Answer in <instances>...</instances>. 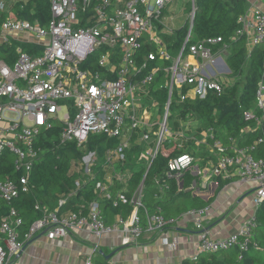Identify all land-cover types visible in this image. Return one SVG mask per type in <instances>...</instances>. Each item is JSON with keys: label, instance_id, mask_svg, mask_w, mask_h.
<instances>
[{"label": "built area", "instance_id": "built-area-1", "mask_svg": "<svg viewBox=\"0 0 264 264\" xmlns=\"http://www.w3.org/2000/svg\"><path fill=\"white\" fill-rule=\"evenodd\" d=\"M28 1L0 0V10L7 3L25 5ZM176 1L49 0L51 19L46 25L39 20L18 19L13 12L2 22L0 47L15 43L16 48L12 64L0 59V153L12 152L13 164L22 175L16 180H0V201L11 203L21 193L29 192V177L43 151L37 143L56 122L62 125V144L77 141L84 145L91 134H104L118 142L106 152L104 175L95 182L96 199L81 202L76 209L66 208L69 199L95 179L92 169L97 154L92 151L73 165V172L81 173L76 188L62 196L54 209L44 207V215L23 237V218L15 207L10 209L0 223V264H13L14 257L38 235L57 239L72 231L90 230L99 238L119 233L123 245L137 243L146 232L158 233L163 243L174 248L178 239L169 237L168 232L183 218L200 232V252L225 251L239 242L243 249L248 248L255 216L242 225L239 233L217 239L205 226L209 207L167 217L160 208L150 212L146 207L145 178L134 190L130 187L132 172L127 167V152L139 142L143 146L134 156V163L146 167L147 173L158 155L169 157L174 153L168 158L167 175L180 179L184 171L191 170L200 175V180L235 176L253 188L257 208L264 202V62L255 106L244 111L245 120L252 124L242 130L243 134L259 131L257 140L240 145L237 137H231L227 146L219 139L210 145L212 130L204 132L202 139L194 140L198 146L208 145L217 161L202 168L193 154L177 153L190 139L187 131L194 121H185L186 126L180 123L184 129L170 127L175 94L179 93L181 101L205 99L210 94H222L236 79H231L227 60L230 43L222 36L192 42L195 0H191L192 10L185 17L189 21L185 40L178 51H170L163 34L177 30L170 11ZM239 23L231 40L245 36L250 56L256 46H264V10L251 6ZM24 45L33 50H26ZM146 45L155 49L139 61L138 55ZM154 61L171 63L163 66ZM160 71L166 72L164 87L168 89L163 112L151 94ZM144 101L153 104L152 115V108L141 110ZM164 186L169 188L166 182ZM99 199L111 200L114 207L132 208L128 214L116 213V220L109 224ZM86 264H95L92 255L86 258Z\"/></svg>", "mask_w": 264, "mask_h": 264}, {"label": "trees", "instance_id": "trees-1", "mask_svg": "<svg viewBox=\"0 0 264 264\" xmlns=\"http://www.w3.org/2000/svg\"><path fill=\"white\" fill-rule=\"evenodd\" d=\"M183 3L185 11L190 12L192 10L191 0H185ZM195 4L192 42L222 36L226 42L230 43L227 60L232 75L237 77L235 84L220 95L210 94L205 99L186 101H181L178 92L174 96L171 104L172 127L179 128L180 120L194 121L198 126L194 131L188 128L187 133L190 139L177 153L188 152L195 157L201 156V159L205 161L204 164L200 159L196 162L202 168L208 166L210 162L217 161V155L210 152L209 146L201 144L198 147L196 145L194 138L202 139L204 132L212 130L213 137H208L210 145L215 139H219L227 146L231 137H237L240 145H248L253 144L259 137V131L243 134L242 130L252 124L245 120L244 111L255 106L258 82L263 77L264 46H256L252 54L248 56L245 36L231 40L240 27L239 18L249 9L247 0H195ZM32 10L35 12L32 13ZM10 12H13L18 19L39 20L43 25L51 19L49 0H29L25 5L7 3V7L0 10V26L9 17ZM188 29L189 21L186 20L185 24L174 33L163 34L172 53L180 49ZM14 48H16L15 43L0 47V59L12 64L15 59ZM24 48L30 52L33 50L30 45H24ZM154 49V46L146 45L139 53L138 60L141 61L145 54ZM153 63L164 66L171 62L154 61ZM243 75L244 80L240 78ZM166 77V72L160 71L151 89V94L157 101L161 112L164 111L168 99V89L164 87ZM176 116L180 120L176 119ZM61 129L60 122H56L53 129L41 135L37 146L42 148V156L35 163L29 177V192L21 193L11 203L0 201V223L10 209L15 207L23 218V225L20 227L22 237L32 223L44 215V207L54 209L62 196L70 194L76 188V180L81 173L73 172V165L80 163L84 156L92 151L97 154L96 164L92 169L96 175L95 179L84 184L76 195L69 199L66 208L76 209L79 203L96 199L95 182L104 175L106 152L118 142L116 138H109L104 134H91L84 145H80L77 141L62 144L60 142ZM142 146L139 142L133 143L132 149L127 152L129 154L127 167L132 172L129 180L132 190L145 178L144 203L150 212H155L160 208L161 213L167 217H179L185 211L209 207L214 198L205 201L201 196L193 194L192 190H188L194 181L200 180V175L191 170L184 171L180 179L166 174L168 158L174 153L169 154V157L163 154L158 155L148 173L146 167L136 166L134 156L138 154ZM13 160L14 156L9 150L0 153V180L7 178L16 180L22 175V171L14 166ZM82 175L85 174L82 173ZM157 179L161 182L164 180L169 188H164L165 182L160 184ZM216 179L219 182V190L231 180L223 175L217 176ZM181 182L183 189L180 190ZM38 204L41 207L37 208ZM101 205L104 211L111 215L121 211L128 214L132 208L130 205L114 207L109 199H103ZM99 264H109V262ZM181 264H264V202L257 208L255 225L252 228V236L247 249H243L239 242L225 251H201L195 257L185 258Z\"/></svg>", "mask_w": 264, "mask_h": 264}, {"label": "crops", "instance_id": "crops-1", "mask_svg": "<svg viewBox=\"0 0 264 264\" xmlns=\"http://www.w3.org/2000/svg\"><path fill=\"white\" fill-rule=\"evenodd\" d=\"M183 1L185 0H177L176 6L170 9L173 10L174 25L179 18L185 24L188 12L185 11ZM247 1L249 8L255 5L264 10L261 0ZM197 158L204 164L201 156ZM226 178L231 180L220 190L216 178H202L199 185L188 188L205 201L214 198L209 205L205 226L211 236L217 239L239 233L242 225L254 217L257 211L253 188L235 176ZM215 183L218 186L215 187ZM99 200L102 202L103 199ZM104 215L109 224L116 220V214L104 211ZM158 236V233L146 232L137 243L123 245L120 234L115 232L104 234L100 238L90 230L72 231L57 239H49L41 234L14 257L13 264H86V258L91 255L95 264L105 261L109 264H181L185 258H192L200 253L201 235L192 222L187 221L170 228L168 236L178 239V245L174 248L163 243ZM112 253L113 256L108 258Z\"/></svg>", "mask_w": 264, "mask_h": 264}, {"label": "rangeland", "instance_id": "rangeland-1", "mask_svg": "<svg viewBox=\"0 0 264 264\" xmlns=\"http://www.w3.org/2000/svg\"><path fill=\"white\" fill-rule=\"evenodd\" d=\"M174 6H176V4H175ZM173 8H174V7H173ZM174 11H175V10H174ZM180 14H181V13H180ZM181 24H183V20H182L181 18H179V19L176 21L174 27H178V26H180ZM236 78H237V77L231 75V79H232V80H235ZM240 78H242V80H244V75H243L242 77H240ZM151 108H152V109H151ZM144 109H147V110H148V109H151V115H152L153 112H154L153 104H152L151 102H148V101H144V107H142V105H141V110H144ZM147 118H149V117H147ZM176 119L180 120L179 117H177V116H176ZM180 121H181V125L186 126V122H185V121H183V120H180ZM183 126H181L180 129H184ZM190 126H191V128H192L193 131L196 130L195 128L198 127V126H197V122L190 123ZM170 127H172V123H171V122H170ZM207 147H208V145H207ZM186 222H187V219H186V218H183V219H181V220H179V221L177 222V225H178V224H181V223H186ZM173 227H176V225H174ZM194 227H195V226H194Z\"/></svg>", "mask_w": 264, "mask_h": 264}, {"label": "water", "instance_id": "water-1", "mask_svg": "<svg viewBox=\"0 0 264 264\" xmlns=\"http://www.w3.org/2000/svg\"><path fill=\"white\" fill-rule=\"evenodd\" d=\"M218 186V183H215V187ZM181 187L183 188V183L181 182ZM214 190V189H213ZM214 192V191H213ZM113 256V253L108 255V258H111Z\"/></svg>", "mask_w": 264, "mask_h": 264}]
</instances>
